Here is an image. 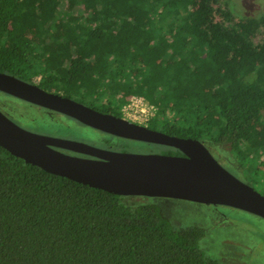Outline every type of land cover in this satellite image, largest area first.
Wrapping results in <instances>:
<instances>
[{
  "label": "trees",
  "instance_id": "trees-1",
  "mask_svg": "<svg viewBox=\"0 0 264 264\" xmlns=\"http://www.w3.org/2000/svg\"><path fill=\"white\" fill-rule=\"evenodd\" d=\"M0 72L120 118L142 97L149 128L228 145L264 188V14L235 15L230 0H0ZM163 199L92 188L0 147V264H220Z\"/></svg>",
  "mask_w": 264,
  "mask_h": 264
},
{
  "label": "water",
  "instance_id": "water-1",
  "mask_svg": "<svg viewBox=\"0 0 264 264\" xmlns=\"http://www.w3.org/2000/svg\"><path fill=\"white\" fill-rule=\"evenodd\" d=\"M0 92L66 115L101 132L180 152L165 155L102 149L29 131L0 111V147L26 164L119 196L225 206L264 219V195L226 170L199 140L170 136L102 113L2 72Z\"/></svg>",
  "mask_w": 264,
  "mask_h": 264
},
{
  "label": "rangeland",
  "instance_id": "rangeland-1",
  "mask_svg": "<svg viewBox=\"0 0 264 264\" xmlns=\"http://www.w3.org/2000/svg\"><path fill=\"white\" fill-rule=\"evenodd\" d=\"M230 7L234 14L239 16L256 18L264 14V0H230ZM61 11L65 12V9ZM74 11L78 15L84 14L82 7H77ZM63 12H60L61 18ZM212 19L217 21L221 16L213 11ZM58 25H61V22ZM36 80L35 78L34 81ZM0 111L27 130L84 140L95 147L111 151L163 154L166 152L165 148H170L86 129L62 115L49 117L43 108L3 92H0ZM125 120L132 122L129 119ZM146 125L148 126V123L144 126ZM204 145L219 164L243 182L253 184V181H261L259 176L253 175L252 166L230 153L228 145H215L210 142H205ZM255 188L260 192L264 191L260 184H256ZM161 202V208L165 209L166 217L173 227L179 229L198 226L204 230L200 247L207 256L220 264H264V219L225 206L174 199H163Z\"/></svg>",
  "mask_w": 264,
  "mask_h": 264
},
{
  "label": "built area",
  "instance_id": "built-area-1",
  "mask_svg": "<svg viewBox=\"0 0 264 264\" xmlns=\"http://www.w3.org/2000/svg\"><path fill=\"white\" fill-rule=\"evenodd\" d=\"M121 111L123 118L145 125L154 116L155 107L145 102L142 97L132 96L127 99Z\"/></svg>",
  "mask_w": 264,
  "mask_h": 264
},
{
  "label": "flooded vegetation",
  "instance_id": "flooded-vegetation-1",
  "mask_svg": "<svg viewBox=\"0 0 264 264\" xmlns=\"http://www.w3.org/2000/svg\"><path fill=\"white\" fill-rule=\"evenodd\" d=\"M37 80L36 81H34V83H38L39 81H40V77H37L36 78ZM78 102V101H77ZM89 107V106H88ZM42 108V107H41ZM44 109V108H43ZM94 109V108H93ZM44 111H45V113L46 114H48V116L49 117H51L52 115H62V116H64V117H66V118H68V119H70V120H72V121H74L75 123H77L78 125H80V126H82L83 128H86V129H91V130H96V129H94V128H91V127H88V126H86V125H84V124H82V123H80V122H78L77 120H75V119H73V118H71V117H68V116H66V115H63V114H60V113H57V112H54V111H51V110H47V109H44ZM103 113V112H102ZM109 114H111V113H109ZM6 115V114H5ZM112 115H114V114H112ZM116 116V115H115ZM57 117V116H56ZM118 117V116H117ZM146 127H148L147 125H146ZM149 128V127H148ZM46 130H48V129H46ZM156 130V129H155ZM30 131V130H29ZM32 132H35V133H40V134H44V135H49V136H54V137H58V138H64V139H69V140H74V141H79V142H83V143H86V144H89V145H92V146H95L94 144H92V143H90V142H87V141H84V140H78V139H72V138H65V137H62V136H59V135H55V134H48V133H42V132H37V131H35V130H33ZM109 150V149H108ZM62 152H65V153H69V154H74V155H81V154H75V153H72V152H66V151H63V150H61Z\"/></svg>",
  "mask_w": 264,
  "mask_h": 264
},
{
  "label": "clouds",
  "instance_id": "clouds-1",
  "mask_svg": "<svg viewBox=\"0 0 264 264\" xmlns=\"http://www.w3.org/2000/svg\"><path fill=\"white\" fill-rule=\"evenodd\" d=\"M123 118V117H122Z\"/></svg>",
  "mask_w": 264,
  "mask_h": 264
}]
</instances>
